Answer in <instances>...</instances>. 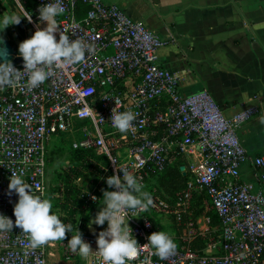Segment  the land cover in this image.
<instances>
[{
  "label": "built area",
  "instance_id": "2783aa9c",
  "mask_svg": "<svg viewBox=\"0 0 264 264\" xmlns=\"http://www.w3.org/2000/svg\"><path fill=\"white\" fill-rule=\"evenodd\" d=\"M13 1L22 13V6L31 12V22L24 17L31 35L46 26L38 12L47 0ZM60 2L64 12L56 17L58 29L90 43L93 51L81 62L52 66L37 87L28 86L23 59L13 63L21 70L19 78L0 86V213L15 220L18 197L14 191L7 194L11 171L23 169L33 191L50 198V152L54 141L63 138L73 150L93 152L83 157L92 171H99L92 198L102 196L104 177L122 174L119 168L134 173L151 194L147 209H129L125 216L131 217L128 224L140 244L129 264H264V149L251 155L238 132L260 109L250 106L229 118L207 88L185 93L179 76L160 61L166 41L118 4ZM79 3L87 7L80 17ZM114 108L135 114L126 134L109 119ZM182 159L185 185L172 197L162 195L155 175ZM246 164L252 167L250 177L243 170ZM60 186L55 195H63ZM197 196H202L199 206ZM199 207L204 213L195 215ZM210 210L219 217L217 225H211ZM155 220L176 243L166 258L147 244L149 234L160 230ZM77 228L93 249L89 257L70 247V232L62 241L33 249L27 246V234L14 226L0 232V264H53L56 258L58 264L78 259L101 264L95 251L98 229L90 232L81 219L75 221L73 235Z\"/></svg>",
  "mask_w": 264,
  "mask_h": 264
},
{
  "label": "crops",
  "instance_id": "0c3cea01",
  "mask_svg": "<svg viewBox=\"0 0 264 264\" xmlns=\"http://www.w3.org/2000/svg\"><path fill=\"white\" fill-rule=\"evenodd\" d=\"M105 1L166 41L160 61L179 76L185 93L207 88L229 118L250 106L260 109L238 132L251 155L263 151L264 0ZM243 170L250 177L251 165Z\"/></svg>",
  "mask_w": 264,
  "mask_h": 264
},
{
  "label": "clouds",
  "instance_id": "9594fccd",
  "mask_svg": "<svg viewBox=\"0 0 264 264\" xmlns=\"http://www.w3.org/2000/svg\"><path fill=\"white\" fill-rule=\"evenodd\" d=\"M23 14H9L0 17V32L9 24H18L21 17L31 22L32 15L23 6ZM64 12L60 0H47L39 6V20L46 22V26L37 27L31 36L18 44V54L23 58V70L27 72V83L30 87H37L50 75L54 65L75 64L85 58L86 52H92L93 46L80 38H71L58 29L56 17ZM59 31L57 39L55 33ZM21 70L17 69L11 60H0V86L12 84L19 78ZM112 125L122 134L133 128L135 114L132 111H117L115 108L110 115ZM120 173L104 177L107 188L102 189L99 201L104 206L96 212L89 221L107 227L101 229L96 236V252L101 257V264H129L138 254V242L128 224L131 217L125 219L128 210L147 209L153 202L151 194L144 190L139 178L132 172L122 170ZM8 195L14 191L17 200L13 205L15 220L4 213H0V232H11L14 226L23 230L28 239L29 248H36L49 240L62 241L66 231L71 233L67 243L82 257H89L93 251L90 244L82 239L80 230L72 234V225L64 222L60 215L53 210L51 199L33 191L32 186L25 179L23 169L11 171L8 178ZM96 199V197H93ZM160 258H166L175 251L176 243L163 230H156L149 234L148 243Z\"/></svg>",
  "mask_w": 264,
  "mask_h": 264
},
{
  "label": "trees",
  "instance_id": "16d2710c",
  "mask_svg": "<svg viewBox=\"0 0 264 264\" xmlns=\"http://www.w3.org/2000/svg\"><path fill=\"white\" fill-rule=\"evenodd\" d=\"M30 7L31 6L28 5V8ZM86 11H87V7L83 3H79L77 16L80 17L82 15H85ZM16 53H18L17 48H16ZM64 153H67L68 157L72 159V161L74 162L72 169L75 173L74 175H70V172H68L67 177H65V180L60 182L57 187L55 188L53 187L52 189L50 187V194L54 195L56 191L60 192L61 191L60 184L62 183L64 190L62 191L63 201L60 202V206L65 210H69L68 213L70 214V216L69 217L63 216L61 218L64 220V222L66 223L68 222L69 224H71L73 228L75 221L77 220V218L75 219L74 216L79 211L78 207L85 200V197L84 198L79 197L80 189H78L75 184L74 185L72 184V180H73L72 176L79 177L82 174V169L91 168V162L88 161L86 162L83 159V157L86 153L93 154V152L90 150L88 152L73 150L71 149V146L68 144V142L65 139L59 138V140L56 141L52 146V150L50 152L49 166L51 165V163L55 161L56 157L59 154H64ZM183 164H186V161L183 159L179 160L174 166L169 167L168 169L158 174L157 176L155 175L158 188L162 192V195L167 197L168 196L172 197L177 190L181 189L185 185L187 176L183 174L180 168L181 165ZM98 172H99L98 169H94L91 172L92 173L91 175H93L94 178H96L97 176L96 180H94L96 184L98 183ZM99 184L102 189L108 187L105 180H102ZM201 203H202V196H197L195 200V206H199ZM203 213H204L203 207H199L195 209V215H201ZM206 213L211 218V225H217L219 223V217L215 211L210 210ZM81 217L80 219L81 220L83 219L85 222H88L90 220V214L85 215L82 213ZM155 224L158 226L160 230H164V227L161 225V223L158 220H155ZM104 225L96 224V228L98 229V231H100L101 229L104 228ZM87 226L88 224L85 225L84 223V227L86 228Z\"/></svg>",
  "mask_w": 264,
  "mask_h": 264
},
{
  "label": "rangeland",
  "instance_id": "374dc122",
  "mask_svg": "<svg viewBox=\"0 0 264 264\" xmlns=\"http://www.w3.org/2000/svg\"><path fill=\"white\" fill-rule=\"evenodd\" d=\"M9 14H23L21 9L15 4L13 0H0V17L9 15ZM22 24V25H21ZM31 36L30 31L28 29V24L24 17H21L20 22L18 24H9L6 26L2 32H0V37L6 39V41L10 42L16 52V48L18 49V44L22 40L28 38ZM17 56H20L18 53L14 54L13 57L16 58ZM59 139H56L58 141ZM73 161L70 159L67 155V153L59 154L55 161L51 163L49 175H50V185L51 189L54 187H57L60 182L65 180V177H67V173L70 172V175H74V171L72 169ZM69 170V171H68ZM91 169L84 168L82 169V174L80 175L81 179L77 180V182H73L72 184L76 185L78 189H80L79 197H85V200L79 205L78 212L75 214L74 218L80 219L82 213L87 215L90 214V220L93 216V213L97 207L99 199H93L92 193L96 192L97 184L94 182L96 178L91 175L92 173ZM69 175V176H70ZM53 203V210L57 212L58 215L61 217L66 216L69 217L70 214L68 213L69 210H65L60 206V202L63 201V195H51L50 198ZM159 217L162 215H158ZM82 218V217H81ZM164 221L167 222V219L165 217H162ZM89 220V221H90ZM89 221L85 222L82 219V222L85 223V225H89ZM167 224L170 225V222H167ZM75 264H83L81 259L76 260Z\"/></svg>",
  "mask_w": 264,
  "mask_h": 264
},
{
  "label": "water",
  "instance_id": "95a60500",
  "mask_svg": "<svg viewBox=\"0 0 264 264\" xmlns=\"http://www.w3.org/2000/svg\"><path fill=\"white\" fill-rule=\"evenodd\" d=\"M0 48H1L0 60H11L12 63H16V62H19V61H21L23 59L22 56H20L19 58H14L13 57V55L16 54L14 46L10 42L6 41V39H4L2 37H0ZM11 53H13V55H9ZM181 169L184 170L185 167L182 166ZM184 174H185V172H184ZM103 206H104V202L101 200L100 203L97 205L91 220L94 218L96 212L99 211V209L101 207H103ZM89 230H90V232H96V224L95 223H91L89 225Z\"/></svg>",
  "mask_w": 264,
  "mask_h": 264
},
{
  "label": "bare ground",
  "instance_id": "6f19581e",
  "mask_svg": "<svg viewBox=\"0 0 264 264\" xmlns=\"http://www.w3.org/2000/svg\"><path fill=\"white\" fill-rule=\"evenodd\" d=\"M0 52H1V48H0ZM9 55H13V53L9 54ZM20 56H17L16 58H19Z\"/></svg>",
  "mask_w": 264,
  "mask_h": 264
}]
</instances>
